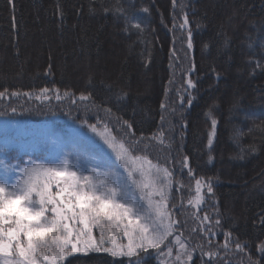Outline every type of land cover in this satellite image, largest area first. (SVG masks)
Returning a JSON list of instances; mask_svg holds the SVG:
<instances>
[{
  "label": "trees",
  "instance_id": "1",
  "mask_svg": "<svg viewBox=\"0 0 264 264\" xmlns=\"http://www.w3.org/2000/svg\"><path fill=\"white\" fill-rule=\"evenodd\" d=\"M0 93L1 120L108 130L167 168L173 231L195 248L191 264H264V0H0ZM197 180L212 187L198 213ZM148 251L146 264H159Z\"/></svg>",
  "mask_w": 264,
  "mask_h": 264
},
{
  "label": "snow or ice",
  "instance_id": "2",
  "mask_svg": "<svg viewBox=\"0 0 264 264\" xmlns=\"http://www.w3.org/2000/svg\"><path fill=\"white\" fill-rule=\"evenodd\" d=\"M184 23L187 24L186 17ZM188 39V48H191L190 32ZM42 91L46 94L48 89ZM56 99H60L58 91ZM80 99L88 97L81 95ZM124 125L131 129L127 121ZM211 127L210 137L215 135L214 119ZM162 137L163 133L161 143ZM105 143L112 149L115 163L105 153L104 164L92 167L90 175H85V170L72 164L67 156L58 164L29 161L30 167H19L0 159V264H63V260L76 251L139 257L130 259L128 264H146L151 258L149 249L172 256L169 237H173L179 247L175 260L178 264H189L195 248L189 249L180 235L173 232L180 222L172 219L168 205L172 173L167 168L152 165L146 158L134 156L114 136H106ZM211 143L210 138L209 146ZM145 161L148 168L144 167ZM186 161L187 157L185 165ZM17 168L20 175L13 181L10 174ZM74 168L77 170H72ZM196 183L195 203L199 205L202 200L200 181ZM206 187L211 193V184L206 183ZM157 196L158 200L153 199ZM208 219L204 215L201 223ZM215 224L219 225V220ZM94 229L99 230L98 240L93 235ZM124 238L126 243L120 242ZM106 240L108 247L104 246ZM227 243L226 239L225 247ZM235 245L243 251L239 241H235ZM261 250L264 251V246ZM141 253L145 255L141 257ZM205 254L216 255L202 250L201 257Z\"/></svg>",
  "mask_w": 264,
  "mask_h": 264
},
{
  "label": "rangeland",
  "instance_id": "3",
  "mask_svg": "<svg viewBox=\"0 0 264 264\" xmlns=\"http://www.w3.org/2000/svg\"><path fill=\"white\" fill-rule=\"evenodd\" d=\"M43 95L44 94H38L37 98L39 97L38 99H42ZM108 135L113 136L108 130L94 131L93 128L86 125H81L72 120L59 119L56 117L47 119L38 124L12 123L0 119V159L6 160L11 164L18 165L19 167H30L29 161L58 164L60 160L67 156L72 164H77L80 170H85V175H90L92 167L104 164L103 156L105 153L111 157L112 161L115 163V155L112 149L105 143V137ZM146 161L149 160L146 159ZM146 161L144 162V167L148 168L149 165ZM152 165L154 164L152 163ZM72 170L77 169L74 168ZM0 174H2V170H0ZM10 175L14 181L15 178L20 175L19 168H17L16 172L11 173ZM161 178H163L162 174ZM197 181H200L199 195L202 196V200L199 205L195 203L198 194L197 183H195V191L191 199L193 203H189V207L196 213L207 209L203 208V205L204 201L209 198V193L207 192L206 187L207 182L203 180ZM172 185L173 182L171 176V186L167 192L168 205L171 199ZM53 191H55V189H53ZM153 199L158 200L159 197H153ZM205 213L206 211L203 212L204 215ZM204 222L208 224L209 219ZM93 235H95L98 240L99 230L94 229ZM107 235L108 233L106 232L105 237H107ZM169 239L172 240L170 245L172 246V256H167L166 252H161L157 255L159 264H178L175 260V256L179 252V247L175 244L173 237H169ZM181 240L184 241L182 238ZM120 242L126 243V238L121 239ZM104 246H109L107 240ZM77 247L79 248V245ZM92 253L95 252H73L72 255L67 256L63 260V263L71 257L89 255ZM193 256L194 252L192 254V260ZM192 260L189 264L192 263Z\"/></svg>",
  "mask_w": 264,
  "mask_h": 264
}]
</instances>
